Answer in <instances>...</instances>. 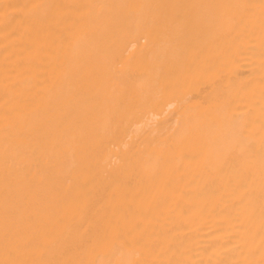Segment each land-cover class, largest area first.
<instances>
[{"label": "bare ground", "instance_id": "1", "mask_svg": "<svg viewBox=\"0 0 264 264\" xmlns=\"http://www.w3.org/2000/svg\"><path fill=\"white\" fill-rule=\"evenodd\" d=\"M0 264H264V0H0Z\"/></svg>", "mask_w": 264, "mask_h": 264}]
</instances>
